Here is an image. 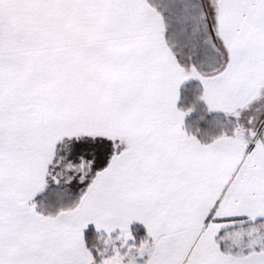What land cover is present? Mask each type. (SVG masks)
Returning a JSON list of instances; mask_svg holds the SVG:
<instances>
[{
    "label": "snow or ice",
    "instance_id": "obj_1",
    "mask_svg": "<svg viewBox=\"0 0 264 264\" xmlns=\"http://www.w3.org/2000/svg\"><path fill=\"white\" fill-rule=\"evenodd\" d=\"M0 264H264V0H0Z\"/></svg>",
    "mask_w": 264,
    "mask_h": 264
}]
</instances>
